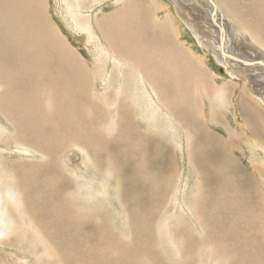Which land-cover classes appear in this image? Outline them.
Here are the masks:
<instances>
[{
	"label": "bare ground",
	"instance_id": "obj_1",
	"mask_svg": "<svg viewBox=\"0 0 264 264\" xmlns=\"http://www.w3.org/2000/svg\"><path fill=\"white\" fill-rule=\"evenodd\" d=\"M63 1L65 2V7L62 10L64 13L66 11V8L68 10L67 15L69 20L65 21L66 23H68L69 28L72 29L73 27L77 30H82L83 28L85 32L91 31V34L95 33L97 37L105 38L107 43L113 49H115L120 56L124 57L125 61L131 62L133 66H130V63L126 64L119 60H112L111 62L107 61L108 68L105 70L104 66L107 64H102L103 57L101 59V56L98 55V59L94 61V63L98 66H92L94 68L93 73L95 76L88 77L90 75V66L86 61L79 58V55H77L75 50L68 46L67 39L64 38L62 36V33L55 28V24H50L49 20L46 18L44 13V10L46 8L45 0H0V128L4 129V135L6 134L5 136L9 138L7 144L1 143L0 146L2 145L3 149L5 150H11L12 152L17 151L19 154L24 153L26 156L28 155V153H30L33 156L39 157L40 159V161L37 163H26L20 164L18 167L16 166V169H13L14 173H12L15 178L10 177L11 174L7 175L5 180L0 181V189H64L65 185L69 183L65 179L66 174L63 170V167L66 168L67 171L72 172L68 174L72 179H77V181L73 179L76 182V185H78L81 189H86L88 181L90 182L92 179L101 175L97 172L98 168H103L105 165H107V168H110V171L111 169H113V174H111V176L114 177L116 174L117 176H120L122 178L121 179L119 177V180L117 182L119 189H122L123 185L125 186L124 190L128 189V191L126 190L127 192H129L130 189H145L143 184L139 185V183L143 182L144 179H146V181H144L145 186L149 188L153 186V184H151L150 186L146 185V183H148L149 181V179L147 178L149 176L150 178L152 177L151 172H155L157 169H159V165L160 169L157 173L154 174V176L155 178L157 177L159 179L163 178L166 175L165 170H167V167L169 168V163H171V160L173 161L175 159L173 156L174 150L171 149L168 142H166L167 146H165L162 142L158 143L156 141H153L149 138V136H151V133L153 132L150 133L145 131V124L149 122V125L151 126V122H155L156 116L161 117L163 113V126H166L168 134H182V142L184 143L185 140L187 148L190 149L192 155H196V157L198 158H193V156L190 155L189 159H191L192 162H196V164H198L197 166L199 167V170L197 171L198 182L196 183V191L197 189H201L200 195H202H198L201 197H199L201 200L204 197V191H206V189H251V191L245 190L248 196L254 193L252 189H258L250 180L248 173L243 172V170L233 159V156L236 155V149H240L242 147V144L239 143V145L235 149L233 147V141L231 137L233 135H227L226 139L224 140L221 138V136L212 133L209 129H205L204 124L207 118V114L203 111L204 105L196 101L199 97L202 98V96L204 95L211 99L210 95L212 92H214V89H216V87L212 85L213 82L211 83V81L208 79L209 77L207 78L206 71L204 65H202V62L198 61L195 57L192 56V54L190 55L188 52L184 51L183 48H181L174 41L172 31L168 26L169 23H160L158 19L151 16L152 14L149 13L148 10L145 12V0H122V2L125 3V6L109 14L104 13L103 16H100V14L103 13L99 9L105 8L111 0H56L55 2L57 6H59L63 3ZM203 1L205 3L207 2V0H200L199 3L202 5L201 2ZM213 1L217 5V7L220 6V8H222V10L226 12V14H231L240 28L246 30L254 41L264 46V0ZM171 2H173V6H175L177 12L176 14L178 15L179 13V16L182 19L191 23L186 17L189 16L190 18H192L191 20L193 22L195 20V24H197L196 22H198L200 23V25L202 24L205 26L204 27L201 25V28H198L200 27V25L197 24L195 29L192 28V31L194 33L199 32L203 35V41L200 40L198 35L196 36L198 37L202 45H205L206 48L208 47L213 50L210 51L207 48L209 53H211V55H214V57L218 61H220L218 58L220 54L221 58H223V60L227 64L235 63L236 66L243 68V70L245 69L246 71L253 73L256 72L255 75L264 73V61H262L263 64L253 67L247 66L240 61L233 60L234 58L232 57H239L245 61H255L254 58L253 60H248L242 57L243 55L239 56L230 53V51L228 50L230 45L229 43L230 41H232L233 37L231 38L227 34L226 27L224 24H222L223 22L220 19L219 12L223 13V11L219 7L217 8L219 11L216 12L217 23H214V21L211 19L213 7L208 2L207 3L210 5L208 11L203 12L200 15L198 14L199 12H196L197 9H195L194 6L196 0H187V3L190 4L192 9V11L187 12L186 10L181 11L180 5L176 0H172ZM98 5H100V8L97 7ZM197 5L196 7H198ZM64 16L66 17V13ZM205 22L207 23V25L205 24ZM218 27L221 28L220 31ZM188 28L190 29L189 26ZM224 29L225 39L223 43V49H221V47L219 48L217 44L220 42L219 33L221 35V31H223ZM173 31L175 32V30ZM226 50L229 51L231 56H227L229 54ZM99 60L101 62H99ZM231 60L235 62H232ZM120 66L122 67V73L124 69L123 75L126 76L125 79H130L133 83L135 82L134 87H128L127 85L125 86L122 84L123 86L116 89V82V85H110V88L112 89H107V78L105 76L110 75L109 81L113 80L114 82V79H116V75L121 72L119 70ZM239 67L237 68V70L240 71ZM136 72L138 74L143 73V76H138L139 80H137ZM238 74L241 73L239 72ZM241 75H244V73H242ZM92 82L95 86L93 90L96 93H100L99 96L103 99L101 100V105L107 107L109 104L112 105L113 113H108V118L106 120L105 117L101 114L102 111L100 110V106L98 107L93 103L88 102V97L91 96L90 93L93 91L90 88V84H92ZM251 94L253 95V93ZM219 95L223 96L224 92H220L218 94V97ZM262 102L264 101L262 100ZM197 103L200 107V110L197 106ZM239 104L240 102H238V105ZM137 105L142 106V110L144 111L142 112V116L145 117V121H141L142 124L140 127L138 126L139 118L136 114L133 115L132 113L133 110H137ZM212 111L214 112V110ZM209 115L210 118H214V116H212L211 114ZM93 116H95L94 119H92ZM82 117L83 119H85V121L86 119H90L89 122L86 121L88 125H93L96 121L99 124L105 121H110L115 129V132L113 133L111 131V135L106 137L107 140L103 139V137L100 136L93 137V134H95L94 129L96 130L97 128L93 126L94 129L92 128V131L89 133L86 130V124H83V122L81 123ZM245 124L249 129L247 130V128H244L246 131V137L248 135L253 136L251 134L253 133L257 137H259L260 140L264 138V130L260 129L255 121H252L247 117V121ZM99 130V133L102 134L103 129L99 128ZM96 131L98 132V130ZM249 131H251V133ZM74 141H76V143L85 142L91 145L89 147L91 149V151L88 153L89 157L82 156V160L78 163H75L80 159V157L77 155V151L70 150L66 154H63L64 151H62L61 147L66 146L67 144H73ZM168 141L176 146L175 141ZM202 147L209 149L203 151L204 149H202ZM0 149L2 150V148ZM148 153H152V155H155V159L158 157V165L149 164V168L155 166L154 168H152L151 172L148 170L149 168L146 169V166H143V164L146 165L145 162L148 161H146L147 158L145 155H148ZM54 156L57 157V164H54L52 162ZM205 156L207 158L210 157V161L213 162V176L209 175L205 171L206 169H208V167L206 166L209 165L203 164V161H205ZM92 157H96L98 158V160H106V162H95ZM236 157L239 162H242L238 156ZM150 160L151 159H149V161ZM34 165H36V167H33ZM58 167H60V172H58L57 170ZM143 167L146 169V171ZM48 170H52L53 173H45ZM142 171L144 172L143 175ZM121 175H123L124 177ZM207 177L209 180L207 179ZM188 180L190 179L188 178ZM185 188L187 189V186ZM182 190L184 189H181V191L179 192V194H181L180 196H183L184 194V191L182 192ZM219 191L221 192V190ZM245 191H239L240 193L236 197V200H240V202L242 199L245 200L244 198L248 197L244 194ZM231 194L233 193H230V195ZM221 195L220 197H222ZM147 196L145 197L147 198ZM128 197H131L130 194ZM131 198H133V196ZM232 198H230L231 200L228 201L231 202L233 200ZM209 199L211 200V198ZM170 200L171 203L174 200V197ZM248 200L250 199H247V201ZM37 201L40 200L38 199ZM203 201L205 200L203 199ZM136 202L137 201H135V203ZM223 202L226 203V200ZM127 203L128 202H126V204ZM257 203L258 202L254 204L257 205ZM259 203V210L255 211L261 222V220L264 219V205L262 201H260ZM44 204H46V202ZM167 204L169 203L167 202ZM56 205L58 206V204ZM60 205L61 204H59V206ZM179 205L180 207L174 210V214L182 213L183 209L185 210L184 202L178 203V206ZM212 205L215 207L214 204ZM219 206H221V204ZM228 206L230 207L229 204ZM228 206L225 205V207ZM134 207L135 206H133V208ZM181 207H183V209ZM236 207L238 206L236 205ZM214 210L215 208L212 209L211 217H209L211 218L210 220L213 224L218 223L221 219L220 213L217 212V210H215L214 212ZM225 210L228 211L227 209ZM64 211L66 212V210ZM200 211H202L201 208ZM60 213L61 212H59V215ZM73 214L74 216H72L75 217L77 213ZM168 214L169 213H167V215ZM239 215H242V211ZM256 215L254 216L256 217ZM72 216L69 217H71L72 219ZM232 216V219H229V216V218L225 216L226 220L223 222H227V224L228 222L234 223L233 226L235 225L234 228H236L238 235H241V237L246 235L243 233V230H240L239 226H237L238 224H242V219L238 217L236 213ZM174 218H176V216ZM224 219L225 218H223V220ZM47 220H49V218L46 219V221ZM41 221L43 222V219ZM62 221L64 222V219ZM130 223L132 222H129V225ZM223 225L225 226V224ZM104 226L107 228V225ZM149 227L150 225L147 227L148 230L152 228ZM223 227L218 226L216 229V233H214V235L218 234L219 237H217V240L221 243H224V240H226V237H228V232L226 229H223ZM144 228L145 226L143 227V230H145ZM148 230L145 231L147 232ZM179 231H181V229ZM260 232L264 233V227L260 228L259 233ZM256 233L259 235L258 232ZM239 236L238 238H240ZM253 236H255V233ZM145 237V242H148V249H157V243L160 237L157 236L155 240H150V236L148 234H146ZM229 241L233 242V240L230 239ZM171 243L173 244V246L176 245L172 240ZM234 243L231 244L234 245ZM249 243V247L254 248L255 245H251L256 243ZM259 245H261V243ZM150 246H152V248H150ZM257 246L258 245H256V248ZM226 248H228V246ZM148 252L149 251H146L145 257L142 258L145 264H169L166 263L162 255H157L156 258H151L150 255H147ZM230 252L232 256L233 253L236 254L235 259L237 260V262L235 261L232 264H245L244 252L242 253L235 245L233 248H230ZM252 255L261 256L262 254L260 251L258 253L253 252ZM105 264L110 263L106 262Z\"/></svg>",
	"mask_w": 264,
	"mask_h": 264
},
{
	"label": "rangeland",
	"instance_id": "obj_2",
	"mask_svg": "<svg viewBox=\"0 0 264 264\" xmlns=\"http://www.w3.org/2000/svg\"><path fill=\"white\" fill-rule=\"evenodd\" d=\"M55 1L56 0H45L46 3V8L44 10L45 16L49 20L50 24L52 25L55 24V28L62 33V36L64 38L67 39L68 46L73 50H75L77 55H79V58L86 61L87 64L90 66L92 71L90 69L89 72L90 75L88 77L95 76L93 73L94 68L92 66L95 67L98 66L94 63V61L98 59L97 58L98 55L101 56V59L103 57L102 64L103 63L107 64L104 66L105 70L108 68L107 61L111 62L112 60L115 61L119 60L126 64L130 63L129 65L133 66L131 62L125 61L124 57L120 56L117 53V51L107 43L105 38L97 37L95 33L91 34V31L85 32L83 28L82 30H77L72 26H71L72 29L69 28L68 23H66L65 21V20H69L67 15L68 10L66 8L65 11L66 17L64 16L65 13L62 10L65 7L64 6L65 2L63 1L62 4L57 6ZM176 1L180 5L181 11L184 10H186V12L192 11L190 4L187 3V0H179V1L176 0ZM170 2L171 0H145V12L148 10L149 13L152 14L151 16L158 19L160 23L163 22L167 24L169 23L168 26L172 31L174 41L181 48H183L184 51L188 52L190 55L192 54L193 57H195L198 61L202 62V65H204L207 78L209 77L208 79L211 81V83L213 82L212 85L216 87V89H214L215 93L212 92L210 95L211 99H209L207 96L204 95L202 96V98L199 97L198 100L196 101L204 105L203 111L207 114L206 115L207 118L204 124L205 129L206 128L209 129L212 133L221 136V138L224 140L226 139L227 135L228 136L233 135L231 137L233 141V147L235 149L237 148L239 143L242 144V147L240 149H236V155L233 156V159L236 161L237 165L243 170V172L248 173L250 180L258 189H252L254 193L249 196L246 193V191H251V189L250 190L249 189H206V191H204V197L201 200L200 199L201 198L200 196L202 195V194L200 195L201 189L199 190L197 189L196 191V187H197L196 183L198 182L197 171L199 170V167L197 166L198 164H196V162L194 161L192 162L191 159H189L190 155L191 156L193 155L190 149L187 148L185 140L184 143L182 142L181 140L182 134L181 135L178 133L168 134V130L166 126H163V120H164L163 119L164 113H163L161 117L156 116L155 122L154 123L151 122V126L149 125V122H147L145 124L146 125L145 131L150 133L153 132L151 133L152 135L149 136V138L153 141H156L158 143L162 142L163 145L165 146H167L166 142H168L170 144L171 149L174 150L173 156L175 159L173 161L171 160V163H169L170 165H168L169 168L167 167V170H165L166 175L161 179L157 177L156 179L154 174L157 173L160 169L158 165V157L155 159L156 156L152 155V153H148V155L145 154L147 158L146 161L148 160L147 161L148 163L145 162L146 165L143 164V166L144 167L146 166L145 168L148 169L150 165L154 164V165H158L159 168L155 172L152 171V168H154L155 166L154 167L152 166L151 168L148 169L150 172L152 171L151 172L152 177L150 178L149 176L147 178L149 179V181L147 180L148 183H146V185L150 186L151 184H153L154 187L151 186L147 188L144 182L146 181V179H144V181L139 183V185L143 184L145 189H135V190L130 189L131 191L132 190L133 191L131 192L129 190V192H127L128 189H126L127 191L124 190L125 189L124 185L122 186V189H119L117 182L120 176H117L116 174L114 177L111 176V174H113V169H111L110 171L109 170L110 168H107V165H105L103 168H98L97 172L98 174L101 175L92 179L90 182L88 181V184L86 185V189H81L78 185H76L75 181H77V179L73 178L75 180L74 181L71 178V176L68 174L72 172L67 171L66 168L64 167L63 170L66 174L65 179L69 183L65 185L64 189H37V190L36 189H0V264H105L106 262H109L110 264H145L142 258L145 257L146 251H149L147 255H150L151 258H156L157 255H162L166 263L169 264L172 263L173 264H232L235 261L237 262V260L235 259L236 254L233 253L232 256L230 252V248H233L234 245L241 252L244 247L243 252L245 254V259H244L245 264H264V250H263L264 233L263 232L259 233L260 228L264 227L263 224L264 219H262L263 221L261 220L260 222V219L256 215V211H258L260 207L259 202L262 201L264 205V138L260 140V138L257 137L255 134L251 133V131L249 132L255 137L251 135H248L246 137V131L244 129L247 128L245 123L248 117L250 120L255 121V123L258 124L260 129L264 130V102H262V100L264 101L263 99L264 73L255 75L256 72L253 73L246 71L245 69L243 70V68L236 66L235 63L227 64L223 60V58H221L220 54L218 57L220 61L218 62L214 57V55H211V53H209L208 51V49L210 51L213 50H211L208 47L207 49L205 45H202L200 43V40L203 41L202 38L203 35L199 32L194 33L192 31V28L195 29L197 24L200 25V23L196 22L197 24H195L194 23L195 20L193 22L191 20L192 18H190L189 16L186 17L191 23L182 19L179 16V13L178 15L176 14L177 12L175 6H173L174 5L173 2L171 3ZM199 2L200 0H196L194 6L195 9H197L196 12H199L198 14L200 15L201 13L208 11L210 5L207 2L205 3L203 1L201 3L202 5L203 4L205 5L202 6ZM206 4H208L209 6ZM100 5H98L97 7L100 8ZM196 5L198 7L201 6L200 7L201 10L200 8L196 7ZM123 6H125V3H123L122 0H111L108 3V5H106L105 8L99 9L103 13L100 14V16L101 15L103 16L104 13L109 14L115 10L122 8ZM218 7L220 8V6ZM220 9L222 10V8ZM219 13H220V19L223 22L222 24H224L226 27L227 34L231 38L233 37L232 41H230L229 43L230 45L228 50L230 51V53L239 56L243 55L242 57L248 60H253L254 58V60L258 59L260 61H264V46L254 41L246 30L240 28V26L235 22L231 14H226L225 11H223L224 14L222 12ZM187 23L190 29L188 28ZM63 24L64 25L66 24L67 27L66 25L64 26ZM205 24L207 25L206 22ZM201 25L198 28H201ZM173 30H175V32ZM196 35H198L200 40ZM217 46H219L220 48L219 43L217 44ZM228 50L226 51L230 55ZM99 62L101 61L99 60ZM220 62L223 63V65H221ZM238 67L240 68V71L237 70ZM119 70L121 72L118 73L119 75L117 74L118 76L116 75V79L119 81H117L116 79H114L115 80L114 82L113 80L109 81L110 75L107 76L104 75L107 78L106 80L107 89H112L110 88L111 84L112 86L117 84L115 86L116 89H118L123 85L125 86L127 85L128 87H134L135 82L133 83L130 79L129 80L125 79L126 76L123 75L124 69L122 73L121 66L119 67ZM239 72L241 74L244 73V75L238 74ZM138 76H143V73L136 74L137 80H139ZM90 86L92 90L95 88L93 82L92 84H90ZM220 92H224V95L223 96L219 95L218 97V94ZM251 93H253V95ZM90 95L91 96L88 97L89 99L88 102L93 103L98 107L100 106V110L102 111L101 114L105 117L106 120L108 118V113L111 112L113 113L112 105L109 104L108 107L102 106L101 100L103 99L102 97L99 96L100 93H96L94 90L90 93ZM238 102H240L239 105ZM198 108L200 110L199 106ZM212 110H214V112ZM142 112L144 111L142 110L141 105H137V110L135 109V111L134 110L132 111L133 115L136 114L137 117L139 118L138 121L139 127L142 124L141 121L143 120L145 121V117L142 116ZM209 114L214 116V118L212 117L210 118ZM94 117L95 116H93L92 119H94ZM86 121L89 122L90 119H86ZM86 121L85 119H83V117L81 118V123L83 122V124H86L85 127L89 133L92 131L93 126L97 128L96 130H98L97 132L93 128L95 131L93 137L100 136L103 137V139H106L107 136L111 135V131L113 133L115 132L114 131L115 129L110 121H105L101 124H99L96 121L93 125H88ZM99 128L103 129L102 134L99 133L100 131ZM247 130L249 129L247 128ZM3 132L4 129L0 128V144L1 143L7 144L9 138H7L5 136L6 134L4 135ZM168 140L175 141L176 146ZM90 146L91 145L85 142L76 143V141H74L73 144L71 143L61 147H62V151H64L63 154H66L70 150L77 151L78 152L77 155L80 157V159L75 163H78L79 161L82 160V156L89 157L88 153L91 151V149L89 148ZM0 148H2V150L0 149V181L5 180L6 176L9 174H11L10 177H14L12 173H14L13 169H16V166L18 167L20 164H26V163L31 164L40 161L39 157L33 156L30 153H28V155L26 156L24 153L19 154L17 151L12 152L11 150H5L3 149L2 145L0 146ZM202 149H204L203 151H206L209 148L202 147ZM236 156H238L242 162H239ZM54 157L52 159V162L54 164H57L58 163L57 157L56 156ZM92 158L95 162H102V161H104V163L106 162V160H100V159L98 160V158L96 157H92ZM193 158H197L196 155H194ZM149 159H151L152 161L151 160L149 161ZM203 164L204 165L209 164L208 166H206L208 167V169H206L205 171L209 175L213 176L214 167L212 165L213 162L210 161V157L207 158L205 156V161H203ZM33 167H36V165H34ZM57 170L58 172H60V167H58ZM45 173L52 174L53 172L52 170H48ZM143 174L144 172L142 171V175ZM188 178L190 180H188ZM186 186L187 189L185 188ZM181 189H184L182 190V192L184 191L183 196H180L181 194H179ZM219 190H221V192ZM239 191L241 192L245 191L244 194L248 196L247 198H244L246 201L247 199H250L254 202L250 200H248L249 202L248 201L246 202L245 200L242 199L243 201L241 200L242 202L241 203L240 200H236V197L240 193ZM127 193H129L131 197L133 196V198L128 197L129 194ZM230 193L233 194L230 195ZM205 194L208 196V198ZM220 195L222 197H220ZM252 195H254L255 197ZM145 196H147V198ZM173 197L174 200L170 203L171 201L170 199H172ZM209 198H211V200ZM230 198L233 199L231 202H229L231 200ZM38 199L41 202L37 201ZM203 199L205 201H203ZM166 200L169 204H167ZM225 200L226 203L223 202ZM53 201L56 204H58V206L59 204L61 205L58 207ZM135 201L137 202L135 203ZM237 201L239 202L240 206L238 205ZM45 202L46 204H44ZM126 202H128L129 204L128 203L126 204ZM180 202H184L185 210L183 209V207L181 208L183 209L182 213L184 212L185 216L184 213L174 214V210L180 207V205L178 206V203ZM211 202L212 204L215 205V207L211 204ZM256 202H258L257 205L254 204ZM227 203L230 205V207L228 206ZM47 204L50 206H48ZM220 204L221 206H219ZM224 204L227 205L228 207H225ZM236 205L238 207H236ZM128 206L129 208L132 209H129ZM133 206L135 207L133 208ZM200 208L202 211H200ZM214 208L215 210H217V212L220 213L222 219V221L220 219V221L215 224H213L212 221L210 220L211 218H209L211 217V211ZM56 209L62 211H58ZM225 209H227L228 211H226ZM249 209L252 210L250 211ZM64 210H66V212ZM67 211L69 212V214ZM241 211H242V215H239ZM59 212H61L60 215ZM246 212L249 214H247ZM73 213H77L75 217H73L74 216ZM167 213L169 214L167 215ZM235 213L238 217L242 219V224L237 225L239 226V229L243 230V233L246 234L242 237L241 235L240 236L238 235L236 228H234L235 225L233 226L234 223L228 222L227 224V222L226 223L223 222L226 220V217L227 218L230 217L229 219H232L233 218L232 215H235ZM160 214L162 215V217ZM254 215H256V217ZM69 216H72V219ZM173 216L174 217L176 216V218H174ZM222 217L225 219L223 220ZM48 218L49 220L46 221V219ZM42 219L44 223L41 221ZM63 219L64 222L62 221ZM112 222L114 223V225ZM129 222L132 223H130L129 225ZM223 224H225V226ZM104 225H107V228ZM146 225L147 227L150 225V227L152 228L149 227L150 229L148 230ZM144 226H145L144 229L148 230L149 232L143 230ZM218 226H222V227L224 226L223 229H226L227 232L230 234L229 236V234L226 232L228 237H226V240H224L225 244L223 242L222 244L220 241L217 240V237H219L218 234L214 235V233H216V229ZM178 227L179 230L181 229V231L178 230ZM198 230L201 231V234L200 231ZM254 231L258 232L259 235ZM145 233L150 236V240H155L157 236L160 237L157 243V249L152 248V246H150V248H152L151 250L148 249L147 247L148 242H145L146 240ZM254 233L255 236H253ZM236 235H238L240 238H238V236ZM229 239L233 240V242H230ZM171 240L174 241L176 245L173 246ZM249 242L256 243L251 245V246L255 245L254 248L249 247L250 245ZM231 243H234V245ZM243 243H245L246 245ZM260 243L261 245H259ZM256 245H258L257 248ZM227 246L228 248H226ZM260 251L262 254L261 256L252 255L253 252L258 253Z\"/></svg>",
	"mask_w": 264,
	"mask_h": 264
},
{
	"label": "water",
	"instance_id": "obj_3",
	"mask_svg": "<svg viewBox=\"0 0 264 264\" xmlns=\"http://www.w3.org/2000/svg\"><path fill=\"white\" fill-rule=\"evenodd\" d=\"M172 1V0H171ZM208 3H210L213 7V12L211 14V19L214 21V23H217V19H216V12L219 11L217 8V5L215 4V2L213 0H207ZM219 31L221 30V28H219ZM219 37H220V47L221 49H223V43H224V39H225V29L223 31H221V35L219 33ZM228 39V38H227ZM227 56H231V55H227ZM234 58L233 60L235 61H240L242 63H244L245 65L247 66H257V65H260V64H263L262 61L260 60H255V61H245L239 57H232ZM217 60V59H216ZM218 61V60H217ZM219 62V61H218ZM221 63V62H220ZM221 65H223V63H221Z\"/></svg>",
	"mask_w": 264,
	"mask_h": 264
},
{
	"label": "crops",
	"instance_id": "obj_4",
	"mask_svg": "<svg viewBox=\"0 0 264 264\" xmlns=\"http://www.w3.org/2000/svg\"><path fill=\"white\" fill-rule=\"evenodd\" d=\"M133 63V62H132Z\"/></svg>",
	"mask_w": 264,
	"mask_h": 264
}]
</instances>
